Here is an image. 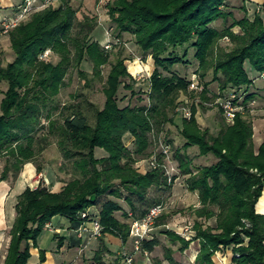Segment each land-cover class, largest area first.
Listing matches in <instances>:
<instances>
[{
  "label": "trees",
  "instance_id": "1",
  "mask_svg": "<svg viewBox=\"0 0 264 264\" xmlns=\"http://www.w3.org/2000/svg\"><path fill=\"white\" fill-rule=\"evenodd\" d=\"M101 1L116 38L133 36L142 54L153 61L148 105L120 107V88L131 91L133 96L135 81L126 59L118 57L103 84V108L94 112L92 123L80 104L62 111L56 106L55 98L70 69H77L88 86L103 80L102 70L111 56L99 42L90 39L96 18L79 20L78 11L67 0L32 13L9 33L14 59L5 67L0 63V87L7 86L4 91L0 89V159L4 162L0 182L9 176L16 180L23 166L35 164L54 137L64 160L71 164L73 176L57 192L39 184L34 189L27 187L18 196L3 264H29L32 249H38V264H43L46 252L39 249L38 240L55 217L65 218L69 229L76 231L85 221L81 214L98 206L102 226L98 239L108 234L126 244L130 223L144 217L150 208L163 205L151 192L170 191L176 177L169 182L162 168L149 167L142 173L136 163L149 157L150 134L172 122L168 112L178 108L182 93H189L190 82L174 73L173 68L188 65L190 51L198 63L199 78H205L211 70L212 81L218 83L220 92L228 87L251 86L250 71L257 79L263 78L262 18L256 15L253 20L233 19L221 30L213 26L219 20L226 23L230 0ZM234 27H239L241 34H235ZM224 38L232 47L228 52L214 54ZM48 50L59 58L58 62L41 59ZM84 62L91 65V74L80 69ZM125 79L130 82L127 84ZM207 86L202 95L209 101L205 97ZM252 99L248 95L245 103ZM190 114V118L181 119L179 130L184 148L197 147L199 155H212L216 162L193 169L188 159L178 157L180 172L187 176L185 185L198 194L200 207L194 211L197 221L189 240L170 230L163 234L172 243L179 242L181 252L198 241L195 264H215L213 256L221 247L227 250L231 264H264V215L256 211L264 192V141L255 150L252 123L241 112L216 136L201 129L193 105ZM126 135L132 138V149L124 143ZM97 149L106 155L97 157ZM36 171H42L37 164ZM119 212L124 221L116 217ZM162 218L155 226L161 225ZM203 219H215V226H205L200 221ZM62 241L58 240V248ZM159 245V240L151 237L142 241L140 252L152 253ZM172 254L167 248L164 260L178 264ZM105 255L112 254L102 245L92 258L93 264H113L104 260ZM122 260L123 256L116 258V262Z\"/></svg>",
  "mask_w": 264,
  "mask_h": 264
},
{
  "label": "rangeland",
  "instance_id": "2",
  "mask_svg": "<svg viewBox=\"0 0 264 264\" xmlns=\"http://www.w3.org/2000/svg\"><path fill=\"white\" fill-rule=\"evenodd\" d=\"M68 4L78 11V18L81 20L83 17L96 18L97 25L94 31L90 35V39L97 41L101 46H105L108 41L112 43L110 52V62L102 70L103 80L92 81L88 86L85 84V80L78 74L77 69H70L68 72L64 86L60 93L55 98V104L62 111L70 105L80 104L90 119L93 122L94 112L98 109H102L105 97L103 94V84L110 71L111 65L115 63L118 57L125 58V64L128 71L134 79L133 96L131 91L120 88L118 93L120 107L136 105H148L147 92L149 90L148 79L153 71V61L150 56L145 57L139 48L136 46L133 36L129 34H123L121 37L116 38V31L114 26L110 22L106 12L102 9L101 0H67ZM22 3V0H0V20L3 17H9L12 13L17 12V8ZM61 0H56L52 5L59 6ZM246 1L230 0L227 12L230 13L226 23L222 20L214 23V27L221 30L223 27H227L232 23V20H240L243 17H248L250 20L256 15H259L264 22V2L259 4L256 9L250 11L246 7ZM244 7V10L242 9ZM251 12V13H250ZM29 15L22 22L27 21L30 18ZM232 31L235 34H241L239 27H234ZM11 32V31H10ZM9 32V33H10ZM9 33L0 38V63L3 67L7 63L14 59V53L11 48V41ZM106 41V42H105ZM232 47L228 38H224L218 42L215 47L214 54H218L222 50L228 52ZM42 60L51 61L56 63L59 58L50 53L41 57ZM188 65H178L173 68V72L179 76L185 77L189 82V93H182L177 100L178 108L168 112V118H171L172 122L163 124L161 128L155 130L150 134L151 146L149 148V157L144 160H139L136 163V168L140 172H144L149 168V161L153 155L161 157V163L166 164V170L169 175L176 177L173 181V185L170 191L153 190L151 195L163 201L164 210L160 221L161 225L155 226L152 231V237L159 239L160 245L148 255L138 254V259L149 258L152 264L164 261V253L167 248L172 250V258L178 264H195V258L199 251L198 241H194L190 244L189 248L184 252L179 251L180 243H172L164 234V230H170L176 234L182 236L186 240H189L193 236V226L197 221L194 211L200 207L198 194L196 192H190L186 185L185 180L187 176L181 174L179 169L178 157L186 158L191 162V167H206L214 164L216 159L212 155L201 156L197 147L184 148L185 141L179 134L181 119L183 118L181 108H185L190 111L191 106L197 108L196 119L199 120L201 129H208L210 134L216 136L225 125H231L234 122L229 121L226 117L224 110L222 109L221 102L234 97L237 103L235 104L236 113L241 112L252 123L253 128V144L255 150L264 141V79L257 80L258 82L252 87L241 86L239 88L228 87L224 92L219 91L218 83L213 82V73L208 71L205 78L200 79L197 73L198 63L194 60L193 53L190 51L188 56ZM136 68L132 70L131 67ZM81 70L87 74H91V65L87 62L81 64ZM140 72V76H136V73ZM255 73L251 71L250 76ZM164 75L168 73L164 72ZM251 76V77H253ZM139 78V79H138ZM128 84L129 79H125ZM194 85V88L192 87ZM207 84V95L209 101L203 100L204 86ZM6 85L2 84L0 89L4 91ZM251 95L253 99L245 103V98ZM2 96H0V100ZM222 109V113L220 111ZM235 118V117H234ZM45 126L46 122L43 121ZM132 138L129 135L124 137V143L129 149H132ZM169 146V152L166 158L163 159V155L160 153ZM106 153L102 149L96 150V156H105ZM36 164L45 171L48 179L46 185L44 177H36L37 184L33 183V186L39 184L51 189L52 191H59L62 186L72 179V167L68 161H65L62 153L57 146V139L51 138L49 146L36 158ZM4 162L0 159V171L3 170ZM57 186L54 188V186ZM59 185H61L59 187ZM29 186H26V188ZM25 191V190H23ZM103 201V200H102ZM120 204L128 209L124 201H119ZM101 204V201L100 203ZM10 208L5 209L3 216L4 222L0 226V264H3L5 255L7 254L8 241L10 240L9 232L14 223V218L10 216ZM160 216V217H161ZM5 217V219H4ZM116 217L122 221L123 217L121 213H117ZM205 226H215V219L200 220ZM129 223V221H127ZM156 225V224H155ZM42 247L49 249V245L53 243L51 235L43 233L39 238ZM56 242V241H55ZM127 256L130 255L128 252ZM227 250L221 247L215 252L213 261L215 264H229L231 259L227 256ZM131 256V255H130ZM124 257V256H123ZM125 260V257H124ZM222 261V262H221ZM230 261V262H229ZM38 263V253L34 255L29 264Z\"/></svg>",
  "mask_w": 264,
  "mask_h": 264
},
{
  "label": "crops",
  "instance_id": "3",
  "mask_svg": "<svg viewBox=\"0 0 264 264\" xmlns=\"http://www.w3.org/2000/svg\"><path fill=\"white\" fill-rule=\"evenodd\" d=\"M262 2H264V0H246V5H247L246 7L248 8V10L252 11L256 9L257 6ZM131 69L136 70L135 66L131 67ZM249 74H251V71L249 72ZM251 76H253V74ZM251 76L250 78L253 80V84L249 87H252L254 84L258 82L257 80H259L256 78L255 74L253 77ZM197 122L198 124L200 123L199 120H197ZM36 177H44L43 179H46L48 181L45 171H41L40 173H38L33 163H27L26 165L23 166V169L18 174L16 180H13L11 176H9L7 180L0 182V226L4 222L3 218L1 217V214L3 216V213L5 212L6 208L7 209L10 208V212H9L10 216H12L14 218L13 220H15L16 200L18 199V196L23 192V190L26 189V186H29L32 189L37 187V186H33L34 185L33 183L37 184L38 182V180H35ZM60 186L61 185H59V187ZM55 187L57 186L55 185L54 188ZM89 211L92 214H98L99 207L94 206L90 208ZM126 211H128V209H126ZM256 211L257 213L264 215V192L258 204L256 205ZM50 226L53 228V230L45 229L43 233L45 232L48 233V235L52 236V239H53V235L56 234L57 238L53 239L54 242L49 245L48 247L49 249H45V247L43 248L41 245V241L39 242L38 240L39 249L45 250L46 252L45 254L46 261L43 264H93L92 258L95 252L102 245L112 254V255H105L104 257V260L108 263L128 264L125 262V260H122L120 263L116 262V258L124 256L129 252L131 257L133 258L134 264H152L149 258H146L144 260L137 258L138 254L148 255L151 253H142L135 251L132 247L130 240H128L126 244H123L119 238L106 234L102 237L101 241L100 239H92L89 240L88 242L81 243L80 241L77 240L75 236V231L69 229L70 226L69 222L65 218L59 216L53 218L50 223ZM59 239H63L61 248H58ZM37 253H38V249H32L31 250L32 258ZM161 264H170V263L164 260L163 262H161Z\"/></svg>",
  "mask_w": 264,
  "mask_h": 264
},
{
  "label": "built area",
  "instance_id": "4",
  "mask_svg": "<svg viewBox=\"0 0 264 264\" xmlns=\"http://www.w3.org/2000/svg\"><path fill=\"white\" fill-rule=\"evenodd\" d=\"M56 0H22V3L17 8V12L12 13L9 17H3L0 20V38L7 35L10 31L16 28L22 21L31 15L34 12L41 11L51 4H53ZM112 43L108 41V43L104 46L106 50L111 48ZM49 50L44 53L47 55ZM136 76H140V72L136 73ZM264 78V75L262 76ZM139 79V78H138ZM194 88V85L192 84ZM235 96L229 97L228 99L221 102L222 109L224 110L226 117L229 121L234 119L236 110L234 109L236 106L233 102ZM183 118H190V111L185 108H181ZM169 152V147L167 146L160 153L163 155V159L167 157ZM166 164L160 163L159 158L156 155H153L149 161V167L151 169L162 168L165 175L168 176L169 182H171V175L166 170ZM46 185L49 184L46 179H44ZM164 210L163 205H156L149 209L147 214L139 220L132 221L130 223L129 230V240L131 241L132 247L135 251L140 252L141 243L144 240H148L152 237V231L155 228L156 221L160 218ZM81 217L85 219V221L77 228L75 231V236L77 240L81 242H88L92 239H98L102 235V226L100 224L99 218L97 214H92L89 210L82 213ZM48 229L52 230V228L48 225ZM125 261L128 264H134L133 258L127 255H124ZM231 261V260H230ZM229 261V262H230ZM222 262V261H221ZM222 264H224L222 262ZM231 264V263H229Z\"/></svg>",
  "mask_w": 264,
  "mask_h": 264
}]
</instances>
